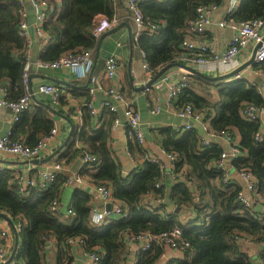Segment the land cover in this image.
I'll list each match as a JSON object with an SVG mask.
<instances>
[{
    "label": "trees",
    "instance_id": "1",
    "mask_svg": "<svg viewBox=\"0 0 264 264\" xmlns=\"http://www.w3.org/2000/svg\"><path fill=\"white\" fill-rule=\"evenodd\" d=\"M52 5L44 30L51 37L45 46L42 59L53 61L71 50L95 49L99 40L93 34L94 20L98 15L109 18L117 16L119 0H49ZM225 0H154L140 4L145 22L157 23L158 30L144 31L134 41L146 54L150 69L157 70L184 53L182 41L186 36L187 21L197 17L201 4L222 5ZM125 4V0H123ZM25 7L15 0H0V84L9 86L10 97L18 99L26 91L23 68L26 39L19 34L22 12ZM235 20L264 18V0H241L236 11L229 15ZM253 70L264 75V61L254 64ZM189 86L176 100L175 105L192 107L205 115L216 133L228 131L240 134L239 148L242 155L232 161L237 172L250 170L257 181L258 190L264 198V141L255 139L262 127L260 118L249 120L242 116L245 104L264 109V96L258 86L248 79L233 82H217L209 75H188ZM219 87V101L212 102L198 94L197 90L209 94L210 86ZM80 92H79V91ZM78 92V94H75ZM72 97L80 100L81 119L71 118L74 132L57 158L62 164H71L84 153L96 157L92 167L82 165L79 175L94 184H106L113 197L127 210L124 218L109 217L95 227L91 224L93 192L85 186H75L72 204L75 215L54 212V200L61 203L64 184L68 179L59 173L51 185L42 190L38 186L21 193L15 176L9 170L0 171V211L10 214L18 222L27 224L20 232L21 242L17 249L16 264H48L45 260L44 236H53L57 243L58 264H70L71 237L82 236L86 249L98 251V264H130L126 239L144 233L160 235L173 228H184L183 238L190 243L184 255L169 264H252L249 256L242 252L236 236H246L261 247L258 259L264 263V208L239 203L238 193L242 186L226 178L225 168L217 167L224 151L217 144L204 146L197 137L198 126L190 130L163 127L159 130L160 143L167 152L177 154L173 174L170 200L178 211L166 214L165 170L150 160L139 163L133 170L125 172L121 161L113 155L110 146L115 114L105 108L95 116L90 109L91 95L87 89L72 90ZM62 106L69 100L59 99ZM61 112H63L61 110ZM96 119L99 125H96ZM54 120L46 106L36 105L35 111L24 114L12 128L13 140L27 133L26 142L35 145L54 127ZM128 150L132 156L143 157V149L130 139ZM159 185V186H157ZM159 204H156L157 201ZM189 208L193 218L184 224L180 214ZM163 244L153 246L139 255L136 264H158L165 253Z\"/></svg>",
    "mask_w": 264,
    "mask_h": 264
},
{
    "label": "built area",
    "instance_id": "2",
    "mask_svg": "<svg viewBox=\"0 0 264 264\" xmlns=\"http://www.w3.org/2000/svg\"><path fill=\"white\" fill-rule=\"evenodd\" d=\"M18 4L25 7L22 12V22L19 28V34L26 39V52L23 68V80L26 91L23 96L18 99H12L10 97L9 86L6 84H0V108L10 110L13 115V121L18 122L21 117L26 113L35 111L37 103L33 99V95L36 93L45 94L49 96L52 102L58 103L62 97L71 98L70 90L58 83H42L36 89L30 87V74L31 70L38 68L41 70L51 69H66L69 70L76 80L88 79L90 81V95L93 96L97 89H102L99 77L94 73V64L96 61L97 48L95 49H76L63 53L58 59L53 61H45L42 59L43 52H40L36 57H33L30 53V32L31 26L29 21L30 12L26 8L27 4L31 5L35 17L34 28L36 35L40 39L42 46H46L51 37L44 30L43 26L46 22L50 12L52 11V5L49 0H15ZM145 1L154 0H125V5L130 13V16L135 23L137 30L134 34V39L137 41L144 31L154 32L158 30L157 23L145 22L144 14L140 8V4ZM241 0H225L222 5L209 3L201 4L197 7V17L187 21L186 36L182 41V48L184 53L177 59L178 62L192 66L202 73L214 74L215 76L227 74L239 66H241L246 59H244V52L250 47L255 48L258 46L255 53V63L264 61V18L248 19V20H235L229 18V15L237 10ZM224 9L225 18L214 22V15L221 9ZM119 19L116 15L113 18H109L105 15H98L94 20L93 34L97 40H100L101 36L117 26ZM213 26L220 28H230L233 31L231 40L221 51H215L211 44L205 39L207 33ZM142 58L144 61V68L150 73L153 71L150 69L147 61L146 54L142 50ZM122 67L121 58L113 54L105 60L104 63V76L107 80L113 82L116 80L118 72ZM263 75V74H262ZM236 79L243 78V72L235 76ZM189 86L188 72L182 75L177 81H172L168 77H164L159 81L153 83L150 88L158 90L159 94L157 98L148 103L147 107L153 114H158L162 110L173 111L177 116L187 120L183 130H190L196 126H199L201 131H198L197 137L204 146L212 145V138L222 137L229 144L230 148L227 151H223L221 159L217 161L216 166L225 168L227 161H233L240 157L242 152L239 148V143L234 140V135H231L228 131H222L216 133L209 120L205 119V115L194 109L192 105H184L177 107L175 105L176 100L180 97L183 91ZM165 90V93H161ZM257 91L264 96V91L261 87L257 88ZM107 99L102 101V106L109 109L116 114L114 119V126L121 124L124 119L127 126L128 137L136 141L142 147L146 143V135L141 127L140 113L136 110L134 105L129 102L124 95L122 85L117 81L105 89ZM163 99V103L161 100ZM71 104V102H70ZM69 104V115L76 120L81 119L80 106L77 104ZM91 112L97 116L96 109L90 103ZM264 113L263 110H259L250 104H245L241 109L243 117L249 120H256L260 118V115ZM99 121L96 119V125H99ZM59 127L55 125L51 132L42 137L35 145H29L24 140H13L12 129L9 130L0 138V152L9 156H13L18 160H30L36 158H42L50 146H58ZM255 139L258 142L264 141V124L260 130L256 133ZM58 144V145H57ZM144 161L150 160L160 166L162 170H166L167 166L171 167L173 173L174 163L177 160V154L174 152H167L162 149V155L160 157L156 155L145 154L143 156ZM96 161V157L90 153H84L81 158L82 164H86L89 167L93 166ZM25 171L19 169H8L15 176L18 184L19 191L21 193H27L29 190L35 187H39L42 190L47 189L51 183L56 179L60 170L63 169V165L60 162H53L45 169L39 170L36 176L31 174L33 167H27ZM6 170L3 165H0V171ZM174 175V174H173ZM238 175L245 183V188L238 193L239 203L244 206L256 207L264 202V198L261 196L258 190V184L254 174L248 169H242L238 172ZM231 183L229 177L226 178ZM75 182L81 185L86 180L77 175L72 180L67 179L65 186H69L71 182ZM159 186V185H157ZM95 190L99 195L104 207H94L91 210V224L95 227L101 226L104 221L109 217L124 218L128 215L127 210L123 207L120 201L113 197L112 189L106 184H95ZM160 200L156 204H159ZM111 204V209H106V205ZM51 210L54 212H64L70 216L75 215V209L73 204H61L58 200H54L51 205ZM172 213V210L167 209L166 214ZM189 220V216L184 217ZM23 222L18 221L15 223V229L17 232L22 231ZM184 228L177 226L168 232H164L160 235H152L144 233L139 236L127 237L128 251H133L132 245H138L136 250L139 254L149 250L153 244H163L165 247V253L161 260L163 264H169L170 261L176 258L173 255L182 257L186 249L190 247L189 241L183 238ZM46 244L56 243L53 236H44ZM236 242H249L252 241L246 236H236L234 238ZM70 247L79 246L85 261L83 264H98L101 260V255L98 251H90L86 249V241L82 236L71 237L67 242ZM12 245L10 240V233L7 229L0 230V263L1 264H16L17 250L12 252ZM14 253V257L11 261V255ZM167 253L171 254V257L167 256ZM139 256V255H138ZM134 258L133 263H138L139 257ZM261 264H264L260 260Z\"/></svg>",
    "mask_w": 264,
    "mask_h": 264
},
{
    "label": "crops",
    "instance_id": "3",
    "mask_svg": "<svg viewBox=\"0 0 264 264\" xmlns=\"http://www.w3.org/2000/svg\"><path fill=\"white\" fill-rule=\"evenodd\" d=\"M118 4L119 5L117 8V17L119 19V23L117 26L121 25V28H119L116 32L113 33L111 32L107 34V32L111 31L113 28L117 26L113 27L112 29H109L108 31L105 32L106 35L103 34L101 36L102 40L101 38L99 40L98 46H100V51L97 60L95 61L94 64V73L99 77L102 89H97L93 94V96L91 95L92 97L91 103L92 106L96 109L97 114L98 115L101 114L105 109L102 106V101L108 98V96H106L105 94V89H108L109 87L114 85V83L119 81V83L122 85L125 98L129 102H131L136 108V110L140 113L141 127L146 135V143L144 144L143 147L140 145V147L143 149L144 152L142 156H144L145 154H150L160 157L162 155V149L164 148L160 143L161 135L159 133V130L163 127H169V126L174 127L177 130H183L184 129L183 127L186 125L187 120L177 116L173 111L170 110L164 109L158 114H153L148 109L147 107L148 103L154 101L157 98L156 96L158 95H161L163 97V94H159L158 93L159 91L156 90L155 88H150L149 90H146V88L143 90H138L137 88L152 80L160 71V69L157 70V73L154 72L150 73L148 70L144 68V61L141 52L142 50L135 43H133V38L137 30V27L133 22L126 5L123 3V0H119ZM27 7L28 4L26 8ZM224 18H225L224 9L221 8L214 15L213 21L218 22ZM30 20L31 17L29 16V21ZM29 32H30V45H31L30 53L32 54L33 57H36L40 52H43L45 50V46L41 45L40 39L36 35L33 24H31L29 28ZM232 36H233V31L230 28L228 27L220 28L218 26H213L211 30L207 33L205 39L211 44L212 48L215 51H221L226 46V44L230 42ZM253 51L254 48L250 47L248 50L244 52L245 53L244 59H246L245 62L251 58ZM113 54H116L121 58L122 67L118 72L116 80H113L112 82L105 78L103 68H104L105 60ZM130 71H132L133 79L130 78ZM187 72L188 71L186 69L180 66H174L170 68L164 75H162L157 81L163 79L164 77H168L172 81H177L182 77V75H184ZM204 74L212 77L215 76L214 74H208V73L207 74L204 73ZM188 75H191V73L188 72ZM259 75H261L262 78H264V75L253 70L252 67H249L243 71L242 79H248L253 83L255 80H258L257 77ZM30 76H31V85L33 89H36L42 83H56L54 80L58 79V80H63L65 82H69L72 85H74V86H67L65 84H61L66 86L70 90V92H72L73 88L76 87V89L88 88V91L90 93V88L88 87L89 80L88 79L76 80L74 75L69 70L66 69L41 70L38 68H34L33 70H31ZM220 83L222 84L223 82L220 81L217 82L216 84H220ZM218 90L219 87L218 85H216V86H210L209 94L201 91V89H198L197 92L198 94L206 97L210 101L216 102L219 101ZM161 93H165V90H162ZM75 94H78V92H76ZM33 96H35L38 99V101L34 100L37 103V106L40 103H42L44 106L47 105L51 106L60 113L67 115L69 118L71 117L68 112L70 102L71 104H77L78 106H80V110H81L80 100L76 97L75 98L72 97V93H71V98L67 97V99L69 100L68 104L67 105L65 104L64 106H62L60 102L54 104L51 98L45 94L36 93ZM161 102L163 103V99L161 100ZM61 110L63 112H61ZM48 111L50 113V117L54 120L55 123L54 126L57 125L59 127V133H60L58 138L59 145L57 144L58 145L57 147L50 146L47 149L46 153L42 156V158H36L37 160H40L37 162L34 161L36 159L18 160L13 156H9L0 152V165H3V167L6 170L13 169L15 172V170L21 169L25 171L26 169H28L27 167L31 166L33 167L31 170V174L33 176H36L39 170L45 169L48 165H50L53 162H60L57 160V158L59 157L60 153L64 150L65 147L60 151L58 155L54 156L51 160H44V159H46L48 156H51L55 152V150L58 149L61 146V144H63L72 126L71 123L67 121L65 118H62L54 114L49 109ZM260 119L264 124V113L260 115ZM78 121L80 124L82 123V119ZM15 123L16 122L13 121V115L11 111L0 108V138L4 134H6L9 130H11L15 125ZM195 127L197 126L195 125ZM197 129L198 131H201V129L199 128ZM233 137L237 143H240L239 132L235 131ZM21 139L24 140L25 142H28L31 139V133H27L26 135L22 136ZM129 140L130 138L128 137L127 134V126L124 119L122 120L121 124H118L116 126H114V121H113L110 146L112 148L113 155L116 156L121 161L123 170L125 172L133 170L139 163H142L144 161L143 157L141 158V156L139 155H137L136 157L130 154L128 150ZM211 141L212 144H217L224 151H227L230 148L226 140L220 136L212 138ZM123 147H124V152H123L124 154L122 153ZM126 156L127 157L129 156L133 164H130L129 166L126 164L127 163L126 162L127 160L125 158ZM62 165H63V169L60 170L59 173H65L68 176V179L72 180L73 177L79 175V172L81 171L83 164L81 162V158H77L71 164H62ZM224 166H225V170L229 174V177L234 179L235 182H238L242 186V189H244L245 183L238 175L237 169L233 167L232 161H227ZM84 179L86 180V182L81 185H78L73 181L71 182V184H69V186H65L64 184V191L62 192L61 195V204L62 205L63 204L68 205L70 203L72 204L73 191L75 186L77 185V186H85L93 192L94 195V198L92 200L93 208L94 207L103 208L104 204L95 190L94 187L95 184L87 178ZM259 205L262 206V208H259V210L264 208V202ZM176 208L172 203V205H168L167 209L177 212ZM0 212H4V211H0ZM6 214L11 218L12 223L7 219L0 218V230L2 229L9 230L11 245L13 246L12 247V252H13L18 249V246L21 242V238H20L21 230L19 232L16 231L15 229L16 221L13 219V217L10 214L8 213ZM180 216L183 219L184 224H186L187 221H189L194 217L192 211L189 208L183 209ZM187 216H189L190 218L189 220H186L184 218ZM22 222H23L22 228H24V226L27 224V221L22 220ZM127 242L128 241L126 239V248H127V253L129 254V263L134 264L133 263L134 258L140 255L136 251L138 249V245L136 244L132 245L133 251L129 252ZM239 245L242 252L249 256L252 264H256V262L258 264H261L260 260L258 259V253L261 249L259 245L245 241L239 242ZM57 250H58L57 243L46 244V250L44 256L48 264H58ZM71 255H72V259L70 264H83V262L86 259L85 256L83 255L82 249L79 246L71 247ZM177 255L178 254L176 255L174 254L173 256L179 258L180 256ZM158 264H163V260H160Z\"/></svg>",
    "mask_w": 264,
    "mask_h": 264
},
{
    "label": "water",
    "instance_id": "4",
    "mask_svg": "<svg viewBox=\"0 0 264 264\" xmlns=\"http://www.w3.org/2000/svg\"><path fill=\"white\" fill-rule=\"evenodd\" d=\"M27 9H28L29 12H30V17H31L30 24H34V22H35V17H34V13H33V9H32V7H31V5H28ZM128 26H129V25H128ZM119 28H121V25H119V26L113 28L111 31L107 32V34H109V33H111V32H112V33H113V32H116ZM104 35H106V34L104 33ZM101 40H102V38H101ZM257 48H258V46H256V47L254 48V51H253V53H252L251 58H250L249 60H247L244 64H242L241 66H239L237 69H235V70H233V71H231V72H229V73H227V74H224V75L213 76L212 79H213L214 81H216V82H220V81H222V82H233V81L239 80V79H236V78H235L236 75L242 73L244 70H246V69L249 68V67H253V65L256 64V63H255V53H256ZM99 51H100V46L97 47L96 60H97V57H98V55H99ZM174 66H180V67L186 69V70H187L189 73H191V74H199V75L205 76L204 73L200 72L199 70H197L196 68H194V67H192V66H188V65L183 64V63L175 62V63L167 64L166 66L162 67V68L160 69V71L157 73V75H156L152 80H150L148 83H146V84H144V85H141V86L138 87L137 89H138V90H143V89H145V88H147V87H150V86H151L153 83H155V82H156V81H157L162 75H164V74H165L170 68H172V67H174ZM206 76H207V75H206ZM130 78L133 79V77H132V71H130ZM257 79H258V80H255L253 83L256 84L257 86L261 87L262 90L264 91V78H262V76L259 75V76L257 77ZM53 80H54V79H53ZM228 80H229V81H228ZM54 81H55L56 83L65 84V85H67V86H74V85H72L71 83H69V82H65V81H63V80L55 79ZM89 84H90V81H88V85H89ZM30 87H32V85H31V76H30ZM33 99H34L35 101H38V99H37L35 96H33ZM46 107H47L51 112H53L54 114H56V115H58V116H60V117H62V118H65L67 121H69V122L71 123V126H72L71 129H70V131H69V134H68V136L66 137L65 141L63 142V144H61V146H60L58 149H56L55 152H54L51 156H48L46 159H44V160H51L54 156L58 155V154L60 153V151H61L64 147H66V146L68 145V143H69V141H70V139H71V137H72V135H73L74 127H73V123L71 122L70 118H69L67 115L60 113L59 111L55 110V109H54L53 107H51V106H48V105H47ZM34 161L37 162V161H40V160H37V159H36V160H34ZM111 207H112L111 204H107V205H106V209H109V210H110ZM259 208H262V206H261V205H258V206L256 207L257 210H259ZM176 209H177V211H178L179 208H176ZM0 218L7 219V220L11 221V223H12L11 218H10L5 212H0ZM167 256H168V257H171V254L168 253ZM13 257H14V253L11 255V258H10L9 261H11Z\"/></svg>",
    "mask_w": 264,
    "mask_h": 264
},
{
    "label": "rangeland",
    "instance_id": "5",
    "mask_svg": "<svg viewBox=\"0 0 264 264\" xmlns=\"http://www.w3.org/2000/svg\"><path fill=\"white\" fill-rule=\"evenodd\" d=\"M124 152V147H123V150H122V153ZM124 154V153H123ZM126 158V164L129 166L130 164H133L131 162V159L129 158V156L125 157ZM165 185H166V202L168 205H172V202L170 200V193H171V189H172V186L173 184L175 183V179L173 178V175L171 173V167L167 166L166 170H165ZM256 264H258L256 262Z\"/></svg>",
    "mask_w": 264,
    "mask_h": 264
}]
</instances>
